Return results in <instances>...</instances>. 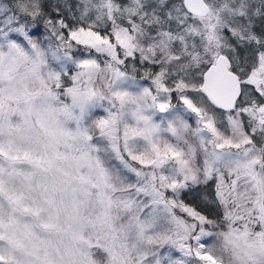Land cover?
Wrapping results in <instances>:
<instances>
[{"label": "rangeland", "instance_id": "obj_1", "mask_svg": "<svg viewBox=\"0 0 264 264\" xmlns=\"http://www.w3.org/2000/svg\"><path fill=\"white\" fill-rule=\"evenodd\" d=\"M126 1L119 11L95 0L102 14L67 31L19 19L0 0V264H264V57L239 79L259 105L225 112L201 83L167 90L160 73L136 79L123 67L137 56L170 82L171 72L212 65L230 31L219 12L239 14L229 20L247 30L256 0L206 4L208 16L192 21L205 36L198 54ZM81 4L89 15L92 1ZM105 24L110 40L91 30ZM88 122L133 176L129 197L112 195ZM208 179L222 211L215 223L179 199Z\"/></svg>", "mask_w": 264, "mask_h": 264}, {"label": "trees", "instance_id": "obj_2", "mask_svg": "<svg viewBox=\"0 0 264 264\" xmlns=\"http://www.w3.org/2000/svg\"><path fill=\"white\" fill-rule=\"evenodd\" d=\"M82 1H92L91 13L85 15L88 11L81 4ZM114 3L119 11L124 9L123 6L126 4V0H108ZM140 4V12H142L143 21L153 22L161 32H166L172 34L174 38L180 43V45L193 52L194 54L201 53L205 48V36L202 30H196L198 28L197 23L192 22L205 19L208 14L203 17L194 16L187 14L182 8V0H137ZM225 0H202L204 5H217ZM97 2V0H96ZM3 3L9 8V10L17 16L19 19L29 21L35 24L37 27L42 28L47 23L59 22L64 28L71 29L72 27L78 25L83 27L86 23H91L93 17L97 16L95 14H102L101 11L94 7L95 0H3ZM254 10L251 11V23L247 27V30H243L241 26L234 25L231 23L233 17L236 15H230L229 11L219 12V20L225 24L229 32L221 33L222 41L224 45L220 48L222 55L229 60L230 67L234 71L235 64L238 62L240 64H251L254 63L257 54L264 55V26L259 28L258 18H262V12H260V6L264 3L259 4L258 0L254 3ZM207 7V6H206ZM32 9V11H28ZM84 9V10H83ZM32 13V14H29ZM133 16H131L132 18ZM241 16L236 17L241 21ZM133 19V18H132ZM257 23V25H256ZM101 26V24H99ZM251 26V27H250ZM197 27V28H196ZM99 29V30H98ZM190 29V34H185L187 30ZM199 29V28H198ZM94 32H97L99 36L107 37L110 40V34H108V26L105 24L101 29L92 28ZM90 53V52H89ZM127 61V62H126ZM123 62V67H126V63L131 64L130 73L136 79L140 78V72L151 71L153 74H161L163 79L162 85L167 90H170L173 85L177 83L186 84L189 83H201V75L208 68L206 64L203 66L202 70L196 72V69L191 70H176L174 72L175 76L172 81L167 82L165 77L168 73L167 70L164 72L158 65L149 66L143 61H138L137 56H132L131 59H126ZM148 65V66H147ZM132 68V69H131ZM152 68V69H151ZM71 73V72H68ZM62 87V84L60 85ZM201 92V91H200ZM209 102V101H208ZM216 110L220 112H225L214 106L209 102ZM259 100H254L247 102L239 99L234 107L237 106H258ZM172 105H175L174 103ZM91 122V121H90ZM87 124V130L90 134L89 136V149L91 153L95 152L98 155V164L100 168L103 169L106 176H108V182L111 185L112 195L118 196L121 199L129 197L132 195V187L134 184V178L128 173V170L122 168V164H119L117 157L114 155V151L105 145L104 140L99 138L96 134V122ZM264 129V122L262 124ZM259 135V134H258ZM261 136V135H260ZM251 139L253 138L250 136ZM186 140V138H185ZM188 141L192 142V138H188ZM186 140V142H188ZM262 137H258L256 145L261 143ZM189 143V142H188ZM118 148L117 154L120 157V147ZM198 152V150H196ZM195 168L199 169L201 174L202 168L199 164V158L194 159ZM121 165V166H120ZM259 166V165H258ZM19 171H27L24 166L20 167ZM264 173V169H261ZM263 177V174H260ZM180 201L190 210H192L201 219L213 223L219 222L221 220L222 211L214 195V184L211 180L198 183L193 186H187L179 194ZM145 240L153 239V233L146 231L144 236ZM212 255L215 256L217 253L214 250Z\"/></svg>", "mask_w": 264, "mask_h": 264}, {"label": "water", "instance_id": "obj_3", "mask_svg": "<svg viewBox=\"0 0 264 264\" xmlns=\"http://www.w3.org/2000/svg\"><path fill=\"white\" fill-rule=\"evenodd\" d=\"M182 8L189 15L204 17L207 14V7L202 0H182ZM227 67V59L217 56L214 63L203 72L200 88L202 94L214 106L223 110L231 109L238 92L236 78L228 73ZM224 90L226 97H222Z\"/></svg>", "mask_w": 264, "mask_h": 264}, {"label": "flooded vegetation", "instance_id": "obj_4", "mask_svg": "<svg viewBox=\"0 0 264 264\" xmlns=\"http://www.w3.org/2000/svg\"><path fill=\"white\" fill-rule=\"evenodd\" d=\"M264 57V55L262 54H257L256 55V59L258 57ZM226 58V57H225ZM227 59V58H226ZM255 59L254 63L257 62V60ZM228 61V67H227V71L228 73L230 74H233L236 78V85H237V89H238V92L236 94V97H235V100H234V105L233 107L235 106L236 102L241 99V100H244V101H247V102H251V101H254L255 99L256 100H259L260 102V99L256 96V90H254L251 86H243L240 84V81L239 79L241 78L242 74L245 73V71L249 68V64H240V63H236L235 64V70L233 71L230 67V63H229V60L227 59ZM210 66V65H209ZM208 66V67H209ZM203 74V73H202ZM202 77V75H201ZM262 83H263V86H264V77H263V80H262ZM202 84V82H201ZM201 88V87H200ZM213 91V90H212ZM215 91V90H214ZM213 91V92H214ZM205 97V96H204ZM222 97H226V92L224 90V93L222 95ZM206 98V97H205ZM207 99V98H206ZM208 100V99H207ZM209 101V100H208ZM210 102V101H209ZM219 108V107H217ZM220 109V108H219ZM222 111H225V109H220ZM264 122V121H263Z\"/></svg>", "mask_w": 264, "mask_h": 264}, {"label": "bare ground", "instance_id": "obj_5", "mask_svg": "<svg viewBox=\"0 0 264 264\" xmlns=\"http://www.w3.org/2000/svg\"><path fill=\"white\" fill-rule=\"evenodd\" d=\"M225 57V56H224ZM234 105V104H233ZM233 105H232V107H231V109H229V110H225V111H230V110H232L234 107H233Z\"/></svg>", "mask_w": 264, "mask_h": 264}]
</instances>
